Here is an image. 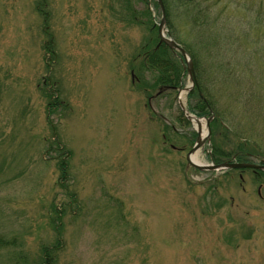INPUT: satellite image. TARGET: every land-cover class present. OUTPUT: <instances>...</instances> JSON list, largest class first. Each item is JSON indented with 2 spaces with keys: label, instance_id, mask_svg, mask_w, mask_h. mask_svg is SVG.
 <instances>
[{
  "label": "rangeland",
  "instance_id": "374dc122",
  "mask_svg": "<svg viewBox=\"0 0 264 264\" xmlns=\"http://www.w3.org/2000/svg\"><path fill=\"white\" fill-rule=\"evenodd\" d=\"M198 4L164 9L193 63L162 44L164 92L156 0H0V264H264V171L191 168L181 110L198 87L221 124L201 164L212 138L264 161V0Z\"/></svg>",
  "mask_w": 264,
  "mask_h": 264
},
{
  "label": "trees",
  "instance_id": "16d2710c",
  "mask_svg": "<svg viewBox=\"0 0 264 264\" xmlns=\"http://www.w3.org/2000/svg\"><path fill=\"white\" fill-rule=\"evenodd\" d=\"M131 1H133V0H125L126 8L129 11H130V8H131ZM136 1H138L140 3H146L147 4V0H136ZM207 2H209V0H162V4L164 6V9L166 10V17H167L168 20L170 19L169 18L170 11H171L170 8L172 7L171 3L173 5V7H177V8L178 7L179 8L183 7L184 11L187 13V12H190V11H198L199 10L198 9V7H199L198 3H201L202 5H204L205 9L211 10L206 5ZM180 3H182V7L179 6ZM223 5L225 6V9H226L227 8V4H223ZM132 12H130L129 16L133 17V14H131ZM147 15H148V13H147ZM220 15H221V13H220ZM215 18H217V17H215ZM46 19H48V18H46ZM49 44H50L49 45L50 55H51V57H55V47L53 45V40L51 38H50V43ZM163 49H165V48L163 47L162 44H161V46L160 45L157 46V44L155 46H152V44L148 42L146 44V46L142 49L144 51L142 53V56H144L143 57L144 60H143L141 65H142V68L143 67L144 68H149L150 72H152V73L155 72V71H156V73L160 72V70L162 71L161 75H159V77L158 76L156 77V81L151 87H153L157 82H159L158 84H160L161 86L158 89L159 90L161 89L162 91L164 89H166L164 91V92H166V91L171 90V88L177 86L176 85L177 77H175V80L174 79L170 80V78L168 79V77L165 75V73H167L169 68H166L165 63L163 61H161V59L158 57L159 52L163 53ZM166 50H167V48H166ZM163 85H165L164 86L165 88L163 87ZM197 93H198L197 97L192 99L195 102V105L197 106L198 110H196V111H198V115L199 116H206V115L208 116L209 112H212L211 103L208 100H206V98L200 96V94H202V93H201V91H200V89L198 87H197ZM58 104L56 103V105H58ZM219 124H220L219 120L216 119V118L210 124V127L212 128V134L215 133L216 129L218 130V125ZM218 135L219 134H216L213 137H216ZM213 141H215V138H212V144H213L212 159L217 164L218 163H222V162H232V161H236V162H250L251 161L250 159L254 158V155H251L252 154L251 152H253V151H251L249 149L251 147L245 149V152H244V149H243L241 151H235L233 153L230 151L232 154H229L228 151L225 152L224 149H223L224 141H217L218 142L217 145L215 144V142L213 143ZM64 170H65V168H64ZM0 243H3V245H9V243L2 242V240H0ZM60 249H61V246H57L56 244H54L52 246H43L40 249V251H41V253L43 255V258L41 260L42 264H55V261H57V252Z\"/></svg>",
  "mask_w": 264,
  "mask_h": 264
},
{
  "label": "water",
  "instance_id": "95a60500",
  "mask_svg": "<svg viewBox=\"0 0 264 264\" xmlns=\"http://www.w3.org/2000/svg\"><path fill=\"white\" fill-rule=\"evenodd\" d=\"M158 2H159V5H160V8H161V11H162V20H161V23L159 25V38H160V43L161 44L163 43V44L167 45L170 49L176 50L177 52H179L180 55L187 62L189 72L191 73V75H193L192 74V70H191L192 65L188 61L187 55L184 52V50L182 48H180L174 41H172L171 39L166 38L165 35H164L165 32L163 30H164V23H165V14H164V9H163V6H162V2L160 0H158ZM206 123H207L206 125H208L209 120ZM204 141H205V139H203V140L198 139L197 140V143H196L195 147L192 149L191 153L196 152L200 147H202L203 144H204ZM193 166H195V165H193ZM222 167H224L225 169H227V168H250L252 166L242 165V164H232V165L224 164ZM255 168H258V167H255ZM259 168H261V167H259ZM210 169H214V168H210Z\"/></svg>",
  "mask_w": 264,
  "mask_h": 264
},
{
  "label": "bare ground",
  "instance_id": "6f19581e",
  "mask_svg": "<svg viewBox=\"0 0 264 264\" xmlns=\"http://www.w3.org/2000/svg\"><path fill=\"white\" fill-rule=\"evenodd\" d=\"M193 122H194L193 124L198 127L197 123L195 121H193ZM200 125H201V127H200V129H201L200 130V134H201V137H204L205 136V133H206V130H205V128H204V126H203V124L201 122H200ZM191 161L194 162V163H196V164H201L197 160V154L191 156Z\"/></svg>",
  "mask_w": 264,
  "mask_h": 264
}]
</instances>
